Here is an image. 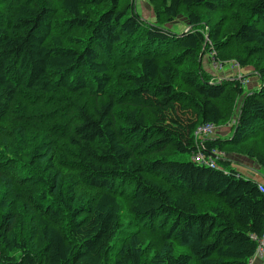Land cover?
Here are the masks:
<instances>
[{
    "label": "trees",
    "instance_id": "1",
    "mask_svg": "<svg viewBox=\"0 0 264 264\" xmlns=\"http://www.w3.org/2000/svg\"><path fill=\"white\" fill-rule=\"evenodd\" d=\"M146 1L154 23L133 0H0V264L255 256L264 179L212 151L264 170V0ZM176 20L182 34L166 27ZM205 55L259 80L230 138L202 140L214 166L192 160L194 132L227 122L244 90L214 79Z\"/></svg>",
    "mask_w": 264,
    "mask_h": 264
},
{
    "label": "rangeland",
    "instance_id": "2",
    "mask_svg": "<svg viewBox=\"0 0 264 264\" xmlns=\"http://www.w3.org/2000/svg\"><path fill=\"white\" fill-rule=\"evenodd\" d=\"M133 1L139 15L142 16L144 19L154 23L155 18L147 1L146 0H133ZM166 27L174 31L175 33H179V34L187 30L186 23L183 20H176L171 24L168 25L166 24ZM215 62L216 61H214L211 57L205 55L202 59V66L207 72L210 73V75H213L214 79H224V78H231L236 80L238 79L241 82V84H243V90H244V93L242 95L235 97L232 107V115L230 119L227 122L220 124L219 126L215 125L214 129L210 133L206 134V138L219 137L225 139V138H230L229 135L230 133L233 132L234 126L237 124V120L239 116V107L243 96L247 92H251L253 89L257 88L259 85V80L252 75L253 69L250 66L242 68L239 65V63H237L234 60H230L225 63L222 62L215 63ZM234 62L237 63V66L234 64ZM221 65L223 66L221 67ZM203 141H202V146L204 147ZM212 154H216L217 156H222V157H225L227 155L230 156L229 159L232 160H234V158L237 157V160L238 162L241 163V165L235 163V167H237V169H240V171H242L245 175H247L248 177L256 178L255 176H257L256 174H258L264 177V170L261 169L259 171L258 167L255 165L254 162L247 159L245 156H242L241 154H237V153L226 154L219 150H216L215 152L212 151ZM179 156H180V160L183 161L191 160V156L187 154H181ZM131 220H132L131 217H127L124 215V218L122 219V226ZM141 235L144 244H147V246H149L152 249V251L157 250L159 247H161V239L159 237V234L156 233V231L151 232V234L146 231H142ZM174 252L175 255L181 253H188V249L184 246H176ZM259 259L264 260V256L254 257L251 264H256V261Z\"/></svg>",
    "mask_w": 264,
    "mask_h": 264
},
{
    "label": "built area",
    "instance_id": "3",
    "mask_svg": "<svg viewBox=\"0 0 264 264\" xmlns=\"http://www.w3.org/2000/svg\"><path fill=\"white\" fill-rule=\"evenodd\" d=\"M218 63V62H215ZM234 64L237 66V63L234 62ZM223 65H221L222 67ZM214 129L213 124L211 123H204L201 126H199L195 132V138L197 139V152L195 154H193L192 156V160L201 164H206V165H210V166H214L215 162L212 160V158H210L211 156H204L203 153H201L199 151V149L203 148L202 146V140L204 138H206V134L210 133L212 130ZM201 147V148H200ZM215 152V151H213ZM208 157V158H207ZM261 188V187H260ZM256 256H260L263 257L264 256V237L259 241V245L256 251V254L254 257ZM253 257V258H254ZM252 259H249L248 264H251Z\"/></svg>",
    "mask_w": 264,
    "mask_h": 264
},
{
    "label": "crops",
    "instance_id": "4",
    "mask_svg": "<svg viewBox=\"0 0 264 264\" xmlns=\"http://www.w3.org/2000/svg\"><path fill=\"white\" fill-rule=\"evenodd\" d=\"M256 175L257 176H255L256 177L255 179L262 181V179H263L262 176L258 177V174H256ZM263 262H264V260H260L259 259V260L256 261V264H264Z\"/></svg>",
    "mask_w": 264,
    "mask_h": 264
},
{
    "label": "water",
    "instance_id": "5",
    "mask_svg": "<svg viewBox=\"0 0 264 264\" xmlns=\"http://www.w3.org/2000/svg\"><path fill=\"white\" fill-rule=\"evenodd\" d=\"M185 32V31H184ZM182 34V33H181ZM202 55V54H201ZM201 55H200V57H199V60L201 59ZM215 157V156H214Z\"/></svg>",
    "mask_w": 264,
    "mask_h": 264
}]
</instances>
